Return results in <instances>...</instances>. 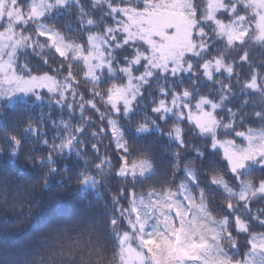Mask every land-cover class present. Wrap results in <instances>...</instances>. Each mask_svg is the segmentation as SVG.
<instances>
[{"label": "trees", "instance_id": "1", "mask_svg": "<svg viewBox=\"0 0 264 264\" xmlns=\"http://www.w3.org/2000/svg\"><path fill=\"white\" fill-rule=\"evenodd\" d=\"M8 1L10 8H23L25 15L31 5L38 2L18 0L13 6L12 0ZM97 1L72 0L71 4L64 5L65 8L60 6L39 21L16 26L17 29L26 27L24 32L30 33L34 42L31 47L19 49L15 62L19 73L28 77L50 72L64 84L71 83L67 77L68 66H71L78 82L73 84L75 98L71 92L62 99L44 91L40 92V101L35 94L11 102L0 91V264H76L85 249H91L92 255L103 264H121L116 233L126 231L127 227L121 223L113 228L110 220L120 218L121 208L127 213L128 193L135 189L137 197L143 198V211L149 193L176 191L181 183L187 186L188 195L212 213L214 219L200 214L199 220L217 233L214 243L220 244L236 262L243 259L250 260L251 264H264V253H250L248 245L253 233L264 234V198H250V206L241 202L239 194L244 185L237 183L228 171L222 149L213 150L211 137L202 135L197 127L180 116L185 111L183 104L195 109L200 97L207 96L220 105L216 115L221 120L218 133L221 138L246 145L247 139L236 137V131L249 132L251 129L249 134L254 137L264 135V92L244 87L255 70L264 77V44H255L253 18L248 13L245 20H238L237 17L245 16L242 6L234 0H224L228 7L217 13L218 18L234 22L233 26L240 30L252 28L243 45L229 46L226 37L218 35V26L206 19L210 0H154L151 5L146 0ZM110 4L126 8L136 20L161 14L196 13L197 28L203 27L207 33L198 38L207 45L206 50L199 55L189 54L185 59V63H193L192 71H181L173 76L152 69L154 75L145 77L147 83L137 81L143 94L136 100L134 110L121 111L119 115L100 96L94 95L93 89L103 94L114 82L125 81L126 75L120 71V67L129 62L125 57L135 56L134 49L144 51L149 47L139 40L123 47L116 46L126 34L114 32L117 36L114 41L106 29H115L122 22L127 23V19L123 12L113 13ZM90 19L92 24L88 23ZM11 22L3 19L0 30ZM40 25L45 30L59 32L66 41L73 43L86 44L92 33L98 34V39L103 36L111 47L104 45L103 40L99 44L116 71L110 72L105 67L103 72L97 70L98 81L84 78L82 60H62L48 41L36 36ZM245 52L247 62L240 60ZM215 57L232 65L234 73L230 75L221 69L220 72L214 70L212 79L205 76L200 65ZM133 67L136 74L146 70L143 63ZM161 89L167 90V97ZM184 89L191 92V97H182L180 107L166 113L152 111L160 99L168 100L171 106L173 93ZM89 99L96 101L99 111L87 105ZM256 112L261 115L257 117ZM112 119L122 133L119 137L108 131ZM232 121L235 127L226 128L225 125ZM145 127V131L140 130ZM178 127L183 130L184 147L176 138ZM69 139H73V143L66 148L64 144ZM16 140L20 141L18 145ZM117 143L126 145L130 162L147 159L152 168L143 175L129 174V179L119 177L118 162L123 153L118 151ZM186 170L196 175L198 183L188 178ZM220 174L232 187V193L211 182V176ZM241 176L255 188L259 180L264 179V167L249 162ZM84 177H90L93 185L82 183ZM184 195L183 191L179 192L177 200L183 201ZM229 201L234 205L231 211L226 207ZM192 211L195 215L199 210ZM225 216L228 217L227 228L221 223ZM236 216L248 222L249 232L235 231ZM155 225L156 219H150L146 230L151 231ZM226 230L233 231L238 247L231 246Z\"/></svg>", "mask_w": 264, "mask_h": 264}, {"label": "snow or ice", "instance_id": "2", "mask_svg": "<svg viewBox=\"0 0 264 264\" xmlns=\"http://www.w3.org/2000/svg\"><path fill=\"white\" fill-rule=\"evenodd\" d=\"M7 0H0V20L3 19L2 5ZM18 0H12L13 6ZM154 0H146L149 5L153 4ZM255 6L254 11L258 15L256 23L257 32L254 39L257 42H264V0H246ZM67 0H38L34 2L27 15L24 14V9L20 8L18 11L20 15L16 17L14 23H9L7 27L0 30V41L3 45L0 46V53L10 48V52L5 58L0 55V84H10L11 92H37V98H40V91L47 90L48 92L59 91L62 99L67 98L69 92L75 98L73 91V84L77 83L76 77L72 74L68 66L67 77L71 81L61 84L54 73L42 72L34 75L24 77L19 74L15 66V54L18 48L24 46L31 47L33 45L32 35L25 34L23 28L17 29L16 25L23 22L25 26L30 21H39L45 14L56 6H63ZM112 12H123L129 15L126 8L120 5H109ZM210 12L206 17L207 20L213 21L218 26V35L226 37L229 46L243 45L249 38L252 32L251 27L243 28L242 30L233 26L234 22H227L218 18L217 13L227 8L224 0H210ZM232 11H235V5L232 6ZM9 17L12 12L8 13ZM196 13L184 14L180 13L173 19H169L159 25H154L152 28H142L138 32L132 30L133 24H139V21L133 19L132 24L124 23L118 25L115 29L107 27L106 32L110 34L112 40H117V36L113 33L121 31L125 33L122 42L117 43V47H123L130 42L134 43L135 40L140 39L149 45L148 49L140 51L134 49L137 53L132 58L125 57L129 60L128 64L122 65L120 71L126 75V80L123 82H114L102 94L100 91L93 89V94L100 96L103 102L113 110L116 115L121 111L125 113L134 110V104L139 95H142L140 86L134 81H142L147 83L145 77H152L154 72L152 69H158L161 74L177 75L181 71L190 72L193 69V63H185V59L189 54L199 55L205 51L207 45L200 42L199 37L206 36V30L203 27L197 28L199 20L194 18ZM247 17H237L238 20H245ZM89 24L93 21L90 19ZM242 27V26H241ZM167 29V31H165ZM174 29V30H173ZM143 33H147L144 35ZM154 35L162 37V42L153 39ZM36 36L42 40L49 42L50 46L54 49L55 53L62 60L80 59L83 61L85 70L83 76L92 81H98L100 76L97 70L103 72L107 67L110 72H115L112 62L108 59V54L104 51V47L98 43V34H89L86 44L68 42L65 38L56 31L45 30L43 25L38 26ZM103 40L104 45L111 47L107 44V40ZM199 45V48H197ZM240 60L243 62L248 61V54L245 52ZM143 63L145 71L138 74L134 73L133 66H140ZM200 69L204 75L212 79L215 72H220L225 69L230 75L234 73V67L227 65L220 57L205 60ZM31 71L30 69L28 70ZM264 77L261 76L259 70H255L254 74L244 84L247 89L254 91L264 92ZM163 96L167 97V90L161 89ZM190 98L191 92L184 89L183 92L173 93L171 106L166 99H160L158 103L152 108L154 113L171 112L176 107L181 106V98ZM81 99L83 97L81 96ZM87 105L99 111L96 101L89 99L86 101ZM185 111L180 113L181 119H187L198 128L202 135L211 134L210 147L215 150L217 147L222 149L223 158L226 166L231 175L235 178L236 182L244 185L239 194V200L244 202L246 206H250V198H254L257 194L264 195V179L259 180L255 188L251 182H245L241 176V171L249 166V162L255 164L259 163L264 167V135L254 137L245 131H236V137H244L247 139L246 145H237L236 140L228 138L224 139L219 136V128L221 125L220 118L216 115V109L220 107L215 101L207 96H202L196 102L195 109L190 104L182 105ZM207 106H210L207 107ZM71 107V105H70ZM84 105L81 104V111ZM255 115L259 117L261 113L256 112ZM166 117L162 116V119ZM226 128H234L235 121L225 125ZM82 131V129H80ZM145 131V128L140 129ZM108 131L114 137H119L122 133L117 127L115 119L109 121ZM176 138L181 147H184L183 130L176 129ZM17 145L20 143L16 140ZM73 139H69L64 147L70 148ZM117 149L123 155L120 156L118 162V174L127 176L131 174L135 176L137 173L143 175L146 171L152 168V164L147 159H137L129 161L128 148L123 143H117ZM188 178L198 183L196 175L191 170H186ZM90 177H84L82 183L87 184ZM211 182L216 185L224 187L227 192L232 193L233 189L229 186L225 177L220 175L211 176ZM185 193L184 200H177L179 192ZM130 207L127 213L124 208L120 209L119 219L113 217L110 223L113 228L123 223L126 225L127 230L117 232L116 238L119 245V259L121 264H251L250 260H241L236 262L228 255L223 247L214 243L217 239V233L206 226L199 220V215H206L209 219H214L211 212L207 211L204 206L199 204L194 197L187 194V186L181 183L176 191L168 189L160 193H149L148 203L145 210H141L144 204L143 198H138L135 189L129 193ZM202 199V194H201ZM139 200V203H138ZM227 209L233 210L234 205L232 202L226 203ZM193 209H198L197 214H193ZM134 214V215H133ZM155 218L156 225L151 231H147L149 220ZM235 231L249 232V225L240 216L234 218ZM227 228L228 217L225 216L221 221ZM226 236L231 241L232 247H238V242L234 239L233 231L226 230ZM250 253L261 252L264 253V234L253 233L248 240Z\"/></svg>", "mask_w": 264, "mask_h": 264}, {"label": "rangeland", "instance_id": "3", "mask_svg": "<svg viewBox=\"0 0 264 264\" xmlns=\"http://www.w3.org/2000/svg\"><path fill=\"white\" fill-rule=\"evenodd\" d=\"M71 1L72 0H67V3L66 4L67 5L71 4ZM104 1L98 0L97 2L98 3H100V2L101 3L102 2L104 3ZM234 1L237 2L238 4H240L242 6V9L244 11L245 17L249 13L250 16L253 18L254 24H255V34H256L257 29H256V23L255 22L258 20V15L254 11L255 6L252 5L251 3H247L246 0H234ZM66 4H65V6H66ZM65 6L63 5L61 7L65 8ZM58 7H60V6L58 5L55 8L51 9V11L47 12L45 15L46 16L50 15V13L53 12ZM2 8H3V13H4L3 19H7L8 21L11 20L12 21L11 23H14L15 20H16V17L20 15V12L18 11V9H16V8H14V9L13 8H10V3H9L8 0H7L6 3H4L2 5ZM260 11L261 12H264V9H261ZM9 12H12V16L11 17H9V15H8ZM129 16H131L133 19H134V17L131 14L125 16L126 19H127V23L132 24V20L129 19ZM174 17H176V16L161 14V15H153V16H150L148 19H138L137 21H139V24H133L132 25V30L134 32H138L142 28H152L154 25H159V24H161V23H163V22H165V21H167L169 19H173ZM3 19L0 20V23L3 21ZM123 24L124 23L122 22V25ZM19 25L25 26L23 24V22H21L20 24H18L16 26H19ZM25 28H23V29H25ZM165 31H167V29H165ZM143 34L144 35H147V33H143ZM153 39L154 40H157L158 42H162V37H160L158 35H154L153 36ZM137 40H139V41H141V42H143L144 44L147 45L146 42H144V41H142L140 39H137ZM99 42H100V39H98V43ZM256 43H257V41L255 40V44ZM258 43H263L264 44V42H258ZM2 45H3V42L0 41V46H2ZM147 46L149 47V45H147ZM19 49L20 48H18L16 50V54H15V57H14L15 62H16V56H17V54L19 52ZM9 52H10V48L9 49H6L3 53H0V55H3L5 58H7V55L9 54ZM19 74L22 75L21 73H19ZM134 83L137 84V81H134ZM11 87H12V85H10V84H0V91L2 92L3 97H5L6 99H9L11 102L16 101V100H24V99H27L28 97H30L31 95L37 94V92H28V93L15 92V93H13V92H11ZM37 91H39V92H44V91L45 92H48L46 89L43 90V91H40V90H37ZM48 94L61 96V94H60L59 91H57V92H48ZM35 97H36L37 101H40L41 100V96H40L39 99L37 98V95H35ZM208 135L211 137V134H208ZM119 177H121L123 179H129L130 178V175H127V176L119 175ZM90 185H93V180L92 179H89L88 183L86 184V186H90ZM262 198H264V195H261V194H257L256 195V200H261Z\"/></svg>", "mask_w": 264, "mask_h": 264}, {"label": "clouds", "instance_id": "4", "mask_svg": "<svg viewBox=\"0 0 264 264\" xmlns=\"http://www.w3.org/2000/svg\"><path fill=\"white\" fill-rule=\"evenodd\" d=\"M44 187L45 189H47L48 187V184L46 182ZM76 264H103V262L92 255L91 249H85L82 252V259L76 260Z\"/></svg>", "mask_w": 264, "mask_h": 264}]
</instances>
